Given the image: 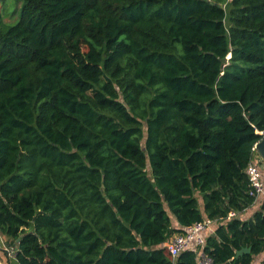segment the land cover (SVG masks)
Wrapping results in <instances>:
<instances>
[{
  "label": "trees",
  "instance_id": "16d2710c",
  "mask_svg": "<svg viewBox=\"0 0 264 264\" xmlns=\"http://www.w3.org/2000/svg\"><path fill=\"white\" fill-rule=\"evenodd\" d=\"M17 1L14 24L0 9V235L18 264H197L163 243L203 218L211 264H251L264 0Z\"/></svg>",
  "mask_w": 264,
  "mask_h": 264
},
{
  "label": "built area",
  "instance_id": "2783aa9c",
  "mask_svg": "<svg viewBox=\"0 0 264 264\" xmlns=\"http://www.w3.org/2000/svg\"><path fill=\"white\" fill-rule=\"evenodd\" d=\"M262 135H264V132H262ZM253 149L255 151V146ZM246 173L251 187L250 193L255 196L256 200L260 197H264L263 172L259 162L255 159L251 160L246 167ZM231 215L233 214L231 213L229 216ZM214 224L215 221L209 218H203L200 221H196L186 226L183 232L172 236L169 240L163 243V246L167 249L173 259L183 251L192 250L196 252L195 258L197 264H211V257L204 252V246L206 243L205 237L210 233L209 231ZM5 250L8 256H14L13 247H6ZM260 264H264V260L261 261Z\"/></svg>",
  "mask_w": 264,
  "mask_h": 264
},
{
  "label": "rangeland",
  "instance_id": "374dc122",
  "mask_svg": "<svg viewBox=\"0 0 264 264\" xmlns=\"http://www.w3.org/2000/svg\"><path fill=\"white\" fill-rule=\"evenodd\" d=\"M20 4L21 3L17 0H3L0 2L2 19H3V23L5 25L14 24L18 20L19 14H20ZM262 170H264V169H262ZM0 239H3L1 235H0ZM1 247L2 248L0 249V255H3V256L7 255V252L5 250L6 245H5L4 239H3V244L1 245ZM8 257H10V256H8Z\"/></svg>",
  "mask_w": 264,
  "mask_h": 264
},
{
  "label": "crops",
  "instance_id": "0c3cea01",
  "mask_svg": "<svg viewBox=\"0 0 264 264\" xmlns=\"http://www.w3.org/2000/svg\"><path fill=\"white\" fill-rule=\"evenodd\" d=\"M255 160L257 162H259L260 167L262 169H264V166H263L264 162L261 160V158H260V156L258 154L255 156ZM263 171L264 170H262V172ZM263 181H264V172H263ZM255 208H256V206H253V207L247 209L243 214H240L239 216L241 218H244V219L248 218ZM173 224L176 227V223L173 222ZM215 228H216V223L214 225H212V227H211V229L209 231L210 234L214 232ZM2 244H3V239H0V249L2 248L1 247ZM263 260H264V250L254 257V259L252 260L251 264H260V262L263 261ZM0 264H18V262L16 261L14 256L8 257V254H7V255H4V256L0 255Z\"/></svg>",
  "mask_w": 264,
  "mask_h": 264
},
{
  "label": "water",
  "instance_id": "95a60500",
  "mask_svg": "<svg viewBox=\"0 0 264 264\" xmlns=\"http://www.w3.org/2000/svg\"><path fill=\"white\" fill-rule=\"evenodd\" d=\"M230 56V55H229ZM255 151L260 156L261 160L264 162V135L262 138L255 144ZM17 243V242H16ZM244 252H249V248L243 247L239 250H236V255H239Z\"/></svg>",
  "mask_w": 264,
  "mask_h": 264
}]
</instances>
